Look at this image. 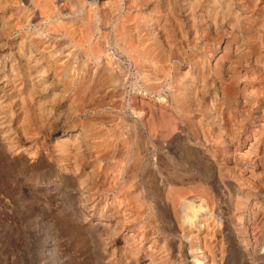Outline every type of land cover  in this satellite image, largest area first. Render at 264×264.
<instances>
[{"label":"bare ground","instance_id":"6f19581e","mask_svg":"<svg viewBox=\"0 0 264 264\" xmlns=\"http://www.w3.org/2000/svg\"><path fill=\"white\" fill-rule=\"evenodd\" d=\"M0 194L45 264L264 260V0H0Z\"/></svg>","mask_w":264,"mask_h":264},{"label":"rangeland","instance_id":"374dc122","mask_svg":"<svg viewBox=\"0 0 264 264\" xmlns=\"http://www.w3.org/2000/svg\"><path fill=\"white\" fill-rule=\"evenodd\" d=\"M156 5L159 7V4ZM142 11L146 12L147 10ZM178 18V25L181 21L184 23V27L181 24V26H178L179 28L181 27L180 31L186 32L187 25L185 24L184 18ZM41 199H26L21 201L13 200V198L0 194V264H45V238L47 228L45 224V196ZM64 238L62 236V238L57 239V252L62 261L66 264L91 263L85 249L76 245H72L71 247L70 240L68 241L67 237ZM189 256L190 259L188 262L190 264H199L191 252H189ZM234 258H229L230 260L226 264L243 263V261H238L240 259ZM253 264H264V260L255 259Z\"/></svg>","mask_w":264,"mask_h":264}]
</instances>
